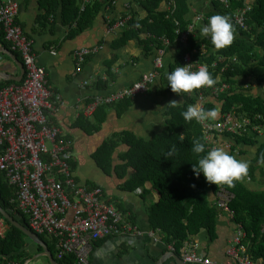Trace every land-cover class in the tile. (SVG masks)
I'll return each mask as SVG.
<instances>
[{"label":"crops","instance_id":"1","mask_svg":"<svg viewBox=\"0 0 264 264\" xmlns=\"http://www.w3.org/2000/svg\"><path fill=\"white\" fill-rule=\"evenodd\" d=\"M9 1L19 5L17 23L33 41L37 61L45 69L50 87L63 99L59 112L51 114L50 120L74 141L71 168L75 179L88 187H101L105 198L125 211L142 233L100 240L94 246L90 264H178L161 233L156 232L155 238L150 235L154 231L150 223V209L159 202L161 196L153 190L151 182L143 187L131 182L137 171L128 160L122 158L129 150L128 146L120 143L110 164L102 165L97 160L106 142L120 133H130L140 139L150 140L169 129L173 118L172 110L184 105L187 96H177L167 87L165 73L170 72L171 67L176 64L175 47L165 48L166 67L146 95L102 107L89 118L84 115V109L93 96H105L130 87L143 74L153 69L156 46L149 43L145 34L133 36L130 27L114 34L107 31L108 21L128 15L131 7L139 20L148 18L147 11L136 0H114V3L98 14L88 29L76 34L74 26L63 17V6L56 17H46L41 21L46 13L43 0H0V6ZM213 1L188 0V18L191 22L206 23V18L215 11ZM252 1L248 0V3L252 5ZM163 7L167 10L165 3ZM125 33L127 35L122 39ZM195 36L200 41L204 40L198 35L196 27ZM0 45L5 46L1 39ZM84 49L90 53L80 63L78 54ZM15 55L21 61L18 54ZM0 71L9 74V77L21 76L18 65L4 53H0ZM238 80L236 87L240 91L253 89V94L264 98V87L254 79ZM0 81L4 80L0 78ZM173 101L176 103L171 104ZM212 103H216V107L219 105L217 102ZM102 119L103 122L94 129ZM256 137L257 144L241 145L242 154L239 157L256 168V180L248 177L244 181L245 185L254 191H264V158L257 160L264 147V134ZM225 149L230 153L231 147ZM4 177L0 172V178L5 180ZM16 194L17 191L15 197ZM206 200L210 201V206L216 207L213 189L206 193ZM0 206L14 220L27 226L28 219L16 209H6L1 195ZM218 211L215 234L211 236L208 231H204L194 239L198 241L200 251L213 261L222 262L229 259L228 250L237 227L228 213ZM0 223V236L4 238L11 231L12 224L4 216ZM161 237L163 241L160 240ZM40 238L55 256L53 241ZM245 245L251 256L250 244L245 242ZM23 252L21 261L24 264H50L43 246L29 238L25 240ZM254 261L256 264H264V257L254 258Z\"/></svg>","mask_w":264,"mask_h":264},{"label":"built area","instance_id":"2","mask_svg":"<svg viewBox=\"0 0 264 264\" xmlns=\"http://www.w3.org/2000/svg\"><path fill=\"white\" fill-rule=\"evenodd\" d=\"M216 1L229 8L228 0ZM89 3L90 0H82L81 11ZM176 9L175 0H170L166 10L168 17L173 16ZM251 10L248 0H245L242 7L234 10L230 16L234 27L248 31L247 21ZM18 14L19 5L15 2L9 1L0 6V33H3L8 49L21 57L25 68V75L20 83L0 88V172L17 191L15 201L20 212L28 219L31 231L53 241L56 259H64L70 254L75 256L77 264H90L94 246L100 240L142 233L133 222L126 221V215L105 198L102 188L88 187L75 179L69 164L72 141L50 120L51 114L59 112L63 99L50 87L46 71L37 61L33 41L17 23ZM130 20L129 14L117 20H109L108 33L124 30ZM175 23L178 26L175 44H188L195 35V27L191 24L182 31L180 23ZM163 42L165 47L172 45L168 38H163ZM89 53V50H82L78 54L79 62H83ZM166 53L164 47L156 49L153 69L143 74L130 87L105 96H94L84 109L85 116L92 117L99 107L146 95L166 67ZM206 53L207 48L202 45L193 54H185L181 63V66L190 65L194 71L206 66L214 78L219 77L218 83L212 88H201L193 94H187L195 100L194 104L198 103L205 110L211 98L218 101L221 95L232 88L226 76L229 62L222 64L223 58L219 57L211 64L206 63L203 61ZM233 61L236 62V58ZM201 126L207 148L217 145L230 148L231 145L226 140L228 135L264 134V113L249 116L233 109L220 114L210 122V126ZM234 199L232 191L218 186L216 204L232 218L234 211L231 204ZM247 238L243 226L238 224L228 250V260L213 261L199 250L197 241L184 242L180 247L181 258L185 264H256L248 254L245 245ZM169 247L172 251L176 250L174 245ZM0 264L24 263L11 260Z\"/></svg>","mask_w":264,"mask_h":264},{"label":"trees","instance_id":"3","mask_svg":"<svg viewBox=\"0 0 264 264\" xmlns=\"http://www.w3.org/2000/svg\"><path fill=\"white\" fill-rule=\"evenodd\" d=\"M169 1L136 0V3L147 11L148 18L145 20L137 19L134 13L135 10L131 7L129 9L130 13H128L131 15V20L122 31L130 27V33L132 32L133 36L138 33L145 34L149 43L156 46V49L174 46L176 64L172 65L171 71L176 65H181L185 54H193L194 50L205 45L207 53L203 61L211 64L222 57V64L223 62H229V70L226 76L229 84L232 85V88L221 95L218 101L211 98L210 103H207L206 110L216 107V103L212 102H218L219 115L233 109L238 113L249 116L264 113L263 97L253 94V89L240 91L236 87L239 78H252L264 87V0L252 1V10L249 12L247 21L249 30L242 31L234 27L235 38L233 43L217 51H212V46L207 40L200 41L195 35L190 38L186 45L175 44L176 30L178 29L175 21L180 23V30L182 31H185L193 22L188 18L190 8L188 0H175L176 12L173 16L168 17L169 13L162 6H164V3L168 6ZM228 1L230 3L229 8L214 0L215 11L209 16L221 14L230 17L233 11L242 7L245 2V0ZM112 2L115 1L90 0L85 10L81 11L82 0H43L46 13L41 17V21H44L46 17H56L60 7L63 6L65 21L74 26V31L78 34L88 29L98 14ZM126 35V33L123 34L121 38H125ZM163 38L170 39L172 45L165 47ZM0 39L3 45L8 48L3 33H0ZM233 58H236V62L233 61ZM12 83L14 82L0 81V88ZM194 102L195 100L187 95L184 105L172 110L173 118L167 131L156 135L150 140L140 139L130 133H120L108 140L97 156L100 164H110L117 146L120 143L128 146L129 150L122 158L128 160L137 171L131 182L142 187L147 182H151L153 190L161 196L159 202L150 209L151 227L154 231L161 233L164 241L168 244L174 243L177 248L186 241H192L194 237L199 236L204 231H208L209 235L213 236L218 221V208L210 206V201L206 200L208 190L213 189L216 194L218 186L209 185L202 173L197 178L192 170V164L196 163L198 158L192 152L193 140L201 139L202 142L206 143L201 124L194 121L185 122L181 115L187 106L194 104ZM106 106L110 105L102 107ZM102 122L103 119L98 122L94 129H97ZM65 137L72 141L70 150L72 156L74 141L66 133ZM226 140L231 145L229 154L240 159L239 156L242 154L241 145L257 144L258 138L254 133H246L228 135ZM169 151H173L171 156L168 155ZM263 151L264 147L258 155V161L264 158ZM71 156L69 158L70 166L72 163ZM255 169L253 165L249 166L243 179L235 182L231 187H224L235 194V200L231 205L234 211V220L237 224H241L246 231L248 243L250 244L249 251L252 258L256 259L264 257V191H254L244 183L248 177L256 180ZM15 191L13 187L9 186L6 179L0 178V195L6 209L11 207L19 213L17 202H12L16 199ZM204 191L205 194H203ZM122 212L126 215V221L132 222L130 216L125 211ZM14 215L13 213L12 216ZM22 216L24 215L22 214ZM2 218L3 215L0 212V219ZM27 226L29 227L28 223ZM27 238L23 231L11 225V231L4 238L0 236V262L11 260L22 262L23 249ZM42 238L44 237L42 236ZM54 254L56 255L55 247ZM58 264H77V262L74 255L67 254L64 259H58Z\"/></svg>","mask_w":264,"mask_h":264},{"label":"clouds","instance_id":"4","mask_svg":"<svg viewBox=\"0 0 264 264\" xmlns=\"http://www.w3.org/2000/svg\"><path fill=\"white\" fill-rule=\"evenodd\" d=\"M193 27L198 28V35L211 44L212 51H217L230 46L235 38L234 25L230 17L227 15L213 14L208 17L206 23L199 24L194 21ZM165 76L167 87L170 88L171 92L180 97H183L185 94H193L196 90L201 88H212L219 81V77L214 78L209 73L206 66H201L198 70L194 71L190 65H179L172 71L166 72ZM174 103H176V101L171 102V104ZM181 115L185 122L194 121L197 124L210 126V122L217 119L219 111L217 107L205 110L196 103L189 104ZM192 152L198 157L196 163L192 164V170L195 176L198 178L202 173L209 185L231 187L235 182L243 179L248 171V162L237 159L235 156L229 154L222 145L206 148L205 142H202L201 139H195L193 140ZM172 154L173 151H169L168 155L171 156ZM216 207L218 208L217 204ZM233 221L237 227L238 224L235 222L234 217ZM152 233L154 234L152 237L155 238V234L160 232L156 233V231H153ZM160 240L163 241V238L161 237ZM192 241L195 242L197 240L193 239ZM246 242L248 243V238L246 239ZM170 245L175 246L174 243L168 244V246ZM180 247L177 248L175 246L176 250L171 251L181 258ZM54 257L56 259V255Z\"/></svg>","mask_w":264,"mask_h":264},{"label":"water","instance_id":"5","mask_svg":"<svg viewBox=\"0 0 264 264\" xmlns=\"http://www.w3.org/2000/svg\"><path fill=\"white\" fill-rule=\"evenodd\" d=\"M0 53H4V54L8 55V57L13 59L14 62L18 65V67L21 70V76L19 78H16L13 76L9 77V74L2 72V71H0V78L4 81H7V82H11V81L15 82V83L21 82L24 75H25V69H24L22 62L18 59V57L14 53H12L5 46L0 45ZM0 212L9 221L10 224H12L14 227L20 229L21 231H23L30 240H32L37 245L43 246L44 251H45L44 254L48 258L50 264H58V261L55 259L53 253L46 248V245L44 244L42 239L38 235L33 233L28 226L23 225V224L17 222L16 220H14L7 212H5L2 209L1 206H0ZM172 256L174 257V259L177 261L178 264H184L182 259L178 255H176L175 253H172ZM158 264H161V262H159Z\"/></svg>","mask_w":264,"mask_h":264},{"label":"rangeland","instance_id":"6","mask_svg":"<svg viewBox=\"0 0 264 264\" xmlns=\"http://www.w3.org/2000/svg\"><path fill=\"white\" fill-rule=\"evenodd\" d=\"M44 238H48V237H46V236H43Z\"/></svg>","mask_w":264,"mask_h":264},{"label":"bare ground","instance_id":"7","mask_svg":"<svg viewBox=\"0 0 264 264\" xmlns=\"http://www.w3.org/2000/svg\"><path fill=\"white\" fill-rule=\"evenodd\" d=\"M167 1V0H166Z\"/></svg>","mask_w":264,"mask_h":264}]
</instances>
